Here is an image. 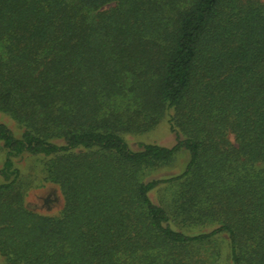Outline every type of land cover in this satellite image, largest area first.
<instances>
[{
  "label": "trees",
  "instance_id": "trees-1",
  "mask_svg": "<svg viewBox=\"0 0 264 264\" xmlns=\"http://www.w3.org/2000/svg\"><path fill=\"white\" fill-rule=\"evenodd\" d=\"M0 114V264H264V0H0Z\"/></svg>",
  "mask_w": 264,
  "mask_h": 264
},
{
  "label": "rangeland",
  "instance_id": "rangeland-1",
  "mask_svg": "<svg viewBox=\"0 0 264 264\" xmlns=\"http://www.w3.org/2000/svg\"><path fill=\"white\" fill-rule=\"evenodd\" d=\"M0 121L7 124L12 130L17 131V128L15 126V123L12 122V120L6 115L0 114ZM127 142L130 145V147L133 150H139V144L140 143H146V144H156L160 145L162 147H173L175 145V137L174 135L170 132L169 126L167 123L162 122L159 126H157L152 132L142 135V136H127ZM189 153L188 151H184L183 153H179L178 155L175 156L174 159V164L171 167L168 168H161L152 174L151 178H161V177H169V176H177L179 175L187 161H188ZM39 160L35 158H30L26 157L20 160H17L16 165L19 167L25 176H34V178H39L42 176L40 174V169H39ZM39 180L37 179V182ZM42 189H39L35 187L32 189L30 192V196L28 197V201L31 206L37 207L39 209H44V205L42 204L40 193L42 192ZM168 190L167 187H161L158 188L156 191L152 192L150 197L153 200L154 203L160 204L161 201L166 202L168 199ZM56 208L57 206H53ZM0 261H2L0 259ZM225 264H228V262Z\"/></svg>",
  "mask_w": 264,
  "mask_h": 264
}]
</instances>
